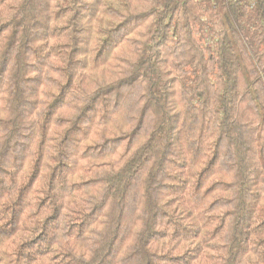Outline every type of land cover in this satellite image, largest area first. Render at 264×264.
I'll list each match as a JSON object with an SVG mask.
<instances>
[{
	"label": "trees",
	"instance_id": "trees-1",
	"mask_svg": "<svg viewBox=\"0 0 264 264\" xmlns=\"http://www.w3.org/2000/svg\"><path fill=\"white\" fill-rule=\"evenodd\" d=\"M0 264H264V0H0Z\"/></svg>",
	"mask_w": 264,
	"mask_h": 264
}]
</instances>
